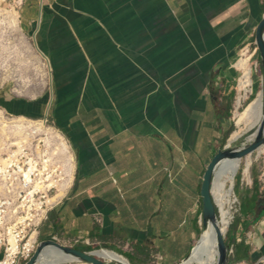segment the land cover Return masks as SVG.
Returning a JSON list of instances; mask_svg holds the SVG:
<instances>
[{
    "label": "crops",
    "instance_id": "1",
    "mask_svg": "<svg viewBox=\"0 0 264 264\" xmlns=\"http://www.w3.org/2000/svg\"><path fill=\"white\" fill-rule=\"evenodd\" d=\"M263 3L18 2L21 30L46 58L50 81L33 98L3 97L4 108L49 117L74 157L73 182L38 238L108 248L132 264L189 257L202 233L203 175L229 136L232 61ZM258 184L247 194L253 208L239 206L228 227L229 264H264Z\"/></svg>",
    "mask_w": 264,
    "mask_h": 264
},
{
    "label": "built area",
    "instance_id": "2",
    "mask_svg": "<svg viewBox=\"0 0 264 264\" xmlns=\"http://www.w3.org/2000/svg\"><path fill=\"white\" fill-rule=\"evenodd\" d=\"M4 113L25 117V123L0 133V264H22L32 255L48 212L68 193L74 157L67 138L49 117ZM259 183L264 186V179ZM59 192L63 194L58 197Z\"/></svg>",
    "mask_w": 264,
    "mask_h": 264
},
{
    "label": "rangeland",
    "instance_id": "3",
    "mask_svg": "<svg viewBox=\"0 0 264 264\" xmlns=\"http://www.w3.org/2000/svg\"><path fill=\"white\" fill-rule=\"evenodd\" d=\"M19 1L20 0H0V133L2 134L6 133V128L8 127L14 125L20 126L25 123V118L23 117L5 116L4 112L8 114L11 113L5 110L3 105V97L8 96V98L12 97L23 99L29 97L33 98V96L39 95L46 91L48 89L50 81V70L46 58L38 51L34 41L27 37L21 30L17 18V9L19 6ZM254 31L251 36L244 42V44L238 49V55L232 61V64L236 63L240 58L242 52L244 50L247 51L245 58L247 60L248 66L252 69V93L248 95L247 100L241 103L240 107H237V99L240 96L239 91L237 89V81L238 78H240L241 73H238L237 71L233 70V81L231 82L232 94L230 95V99L228 102V116L230 119L232 130L229 132L228 138L230 137L231 132L235 130L234 113L236 111H241L242 108L248 103V101L252 99L256 95V93L262 91L263 89L260 60L254 42ZM244 47L247 48L243 51H240ZM253 132L254 130H244L241 136L234 142H232V145L242 144L248 142V140H252ZM227 142L228 140L226 141V143ZM247 157H250V165L247 169V172L245 173L244 167ZM238 172H240L238 182L239 191L243 193L247 190H251L253 184V174H257L258 183L260 177L261 179H264V151L260 152L258 148L251 155H247L242 158L236 174ZM236 174L233 178L232 184V199L235 198L236 201L234 204H231L232 208H230L229 210L230 215L232 216L230 223L233 221V218L237 214V210L241 204V200L235 192ZM40 240L41 239L38 238V242ZM55 240L64 245L71 246L68 242L63 243L57 239ZM103 249L113 251L108 248H98L95 250ZM90 251H94V249ZM113 252L117 253L116 251ZM117 254L123 256L128 261V264H132V262L126 256L120 253ZM106 261L108 262V264H124L119 263L117 261ZM63 264L83 263L67 262Z\"/></svg>",
    "mask_w": 264,
    "mask_h": 264
},
{
    "label": "bare ground",
    "instance_id": "4",
    "mask_svg": "<svg viewBox=\"0 0 264 264\" xmlns=\"http://www.w3.org/2000/svg\"><path fill=\"white\" fill-rule=\"evenodd\" d=\"M246 50L242 52L238 61L232 64V68L241 73L237 81V89L240 96L237 99V107L247 100L249 94L252 93V69L248 66L246 60ZM25 118V117H23ZM23 125V124H22ZM235 130L230 134L229 140L234 141L238 139L244 130H254L252 139L255 137L257 131L261 128L264 134V80L262 91L256 94V97L248 104H246L241 111L234 113ZM240 140V139H239ZM249 141V140H248ZM264 143L258 148L260 152L264 151ZM257 148V149H258ZM247 156V155H246ZM244 158V157H243ZM242 158L227 157L217 169L213 184V193L221 210L222 231L225 233L228 229L230 219V206L234 202L232 199V184L233 178L240 166ZM250 165V157L246 158L244 172ZM63 192H59L58 197ZM228 206V208H227ZM232 212V211H231ZM56 254V255H54ZM101 258L108 261H117L119 263L128 264V261L121 255L109 250H99L95 252ZM218 258L217 237L215 229L210 225L201 243L194 250L191 257L182 264H214ZM70 257L64 256L62 251L54 246H46L42 252L40 260L36 264H60L59 262L67 263ZM61 263V264H63ZM85 264V263H83Z\"/></svg>",
    "mask_w": 264,
    "mask_h": 264
},
{
    "label": "water",
    "instance_id": "5",
    "mask_svg": "<svg viewBox=\"0 0 264 264\" xmlns=\"http://www.w3.org/2000/svg\"><path fill=\"white\" fill-rule=\"evenodd\" d=\"M254 42L259 55L262 79L264 80V13L255 27ZM38 51L41 53L39 49ZM234 141H230L228 138V142L215 153L211 161L208 163L207 168L204 172L203 182L201 186V196H202V206H203L202 220H201L202 233L200 235L197 244L192 250L191 254L185 261H187L191 257L194 250L201 243V241L203 240L205 234L209 229V226L211 225L216 231L217 248H218V258L214 264H228L229 247L226 243L227 231L225 233L222 231L221 210L218 204L216 203L212 190L214 179L216 176L217 169L220 166V163L225 158L227 157L243 158L246 155H251L255 150H257V148L262 143H264V134L262 132V129L260 128L252 140H249L246 143L232 145V142ZM46 246H54L58 250L62 251V253H64V256L70 257V259L67 260L66 262H82L85 264H108V262L104 258H101L95 254V252L99 250L81 251L73 246L64 245L56 241L54 238H47L40 240L37 243L32 255L22 264H36L40 260L42 256V252L44 251ZM59 263L61 264L63 263V261Z\"/></svg>",
    "mask_w": 264,
    "mask_h": 264
},
{
    "label": "trees",
    "instance_id": "6",
    "mask_svg": "<svg viewBox=\"0 0 264 264\" xmlns=\"http://www.w3.org/2000/svg\"><path fill=\"white\" fill-rule=\"evenodd\" d=\"M264 1V0H263ZM262 9H264V3H263V6H262ZM257 54H258V51H257ZM257 94V93H256ZM256 97V95L252 98V99H250L249 101H248V103H250L254 98ZM247 103V104H248ZM232 130V127L230 126V128H229V132ZM239 177H240V172H238L237 174H236V182H235V192H236V194L238 195V197H239V199L241 200V204H240V208H253L252 207V204H251V202H253V201H255L256 199L255 198H253V196H251V199H250V201L249 200H247V194L249 193V192H252L253 194H255V192H258V190H259V184H258V179H257V174H253V184H252V188H251V190H247V191H245V192H243V193H241L240 191H239V186H238V182H239ZM228 232H229V229H228ZM41 239V238H40ZM226 243H227V245H228V247H230V245L228 244V233H227V237H226ZM73 247H75V248H77L78 250H81V251H90V250H92V249H98V248H83L82 246H79V245H73ZM233 252H234V250H233ZM233 254V253H232ZM229 264V263H228Z\"/></svg>",
    "mask_w": 264,
    "mask_h": 264
}]
</instances>
